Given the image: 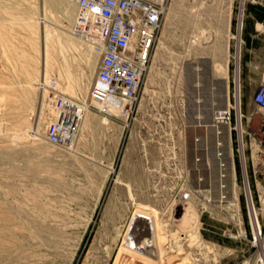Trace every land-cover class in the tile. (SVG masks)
<instances>
[{
  "label": "rangeland",
  "instance_id": "1",
  "mask_svg": "<svg viewBox=\"0 0 264 264\" xmlns=\"http://www.w3.org/2000/svg\"><path fill=\"white\" fill-rule=\"evenodd\" d=\"M145 1L160 26L126 106L73 2L0 0V264H145L120 248L152 239L141 215L126 234L138 209L152 264H264V0ZM51 87L83 111L70 147L46 137Z\"/></svg>",
  "mask_w": 264,
  "mask_h": 264
},
{
  "label": "built area",
  "instance_id": "2",
  "mask_svg": "<svg viewBox=\"0 0 264 264\" xmlns=\"http://www.w3.org/2000/svg\"><path fill=\"white\" fill-rule=\"evenodd\" d=\"M76 6L72 34L87 41L99 53L95 79L108 98L134 106L138 99L151 49L160 26V10L145 0H70ZM98 36L100 42L95 41ZM41 89H48L43 82ZM51 89L53 121L47 139L59 146H72L79 124L80 104ZM253 101L264 111V65ZM229 107L215 112L214 122L230 124ZM264 133V116H262Z\"/></svg>",
  "mask_w": 264,
  "mask_h": 264
},
{
  "label": "bare ground",
  "instance_id": "3",
  "mask_svg": "<svg viewBox=\"0 0 264 264\" xmlns=\"http://www.w3.org/2000/svg\"><path fill=\"white\" fill-rule=\"evenodd\" d=\"M79 117L80 118H82L83 117V111H82V108L80 107L79 108ZM31 135V134H30ZM18 137V136H17ZM149 210V209H148ZM138 213V214H137ZM151 214V212H146V211H142V210H136L135 212H134V214L132 215V218H131V221H130V224H129V226H128V228H127V230H126V234L127 233H129V229H130V225H131V222L133 221V219L135 218V216L136 215H141L142 217H143V219H144V217H146L147 219H146V224H147V230H149V232L151 233V235H152V239H150V240H146V243H143V240H142V243H143V245H139V246H137L136 245V242H135V244L134 243H132L131 242V240H130V238H132V237H130L128 234H127V236H128V243H126V241H123L122 242V244H121V246H120V248L121 249H124V250H126V253H132V254H134L135 255V257L136 258H138L139 260L141 259V261L143 260V262H145V264H152L151 262V260H153V259H149V257L148 256H146V255H144V253L143 252H145V251H147L146 249H148V248H150L149 249V252L151 253V254H153L154 256H158L159 257V251L158 250H160L159 248H158V244L155 242V236L152 234V231L149 229V228H151V227H153V228H156L157 227V223H156V221H155V219L150 215ZM138 220H139V218H138ZM142 220V219H141ZM145 220V219H144ZM146 226V225H145ZM133 233H135V232H133ZM126 234H125V236H126ZM135 235V234H134ZM150 236V235H149ZM145 239V238H144ZM145 242V241H144ZM145 244H147L148 246H146ZM148 247V248H147ZM120 249V250H121ZM148 252V251H147ZM149 253V254H150ZM153 255H152V257H153ZM151 256V255H150ZM179 262L177 263V264H185V262L183 261V260H178ZM155 264V263H154Z\"/></svg>",
  "mask_w": 264,
  "mask_h": 264
}]
</instances>
